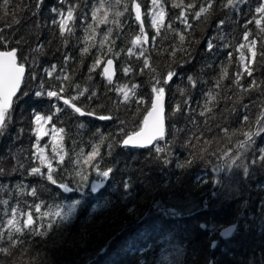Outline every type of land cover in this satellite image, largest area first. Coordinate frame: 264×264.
Returning a JSON list of instances; mask_svg holds the SVG:
<instances>
[{"label":"snow or ice","instance_id":"obj_1","mask_svg":"<svg viewBox=\"0 0 264 264\" xmlns=\"http://www.w3.org/2000/svg\"><path fill=\"white\" fill-rule=\"evenodd\" d=\"M43 2L44 0H35L33 7L37 10L41 9ZM58 3L59 7L49 9L54 17L50 23L57 29L63 42L68 43L75 34L78 19H83L86 43L81 47L80 55L83 58L89 55L93 48L95 49V56L88 66V75L83 81L76 78L75 69L69 71L67 65L72 59L69 55H64L63 66L59 70H57L56 64L38 70L35 57L30 62L22 50V41L14 39L13 35L9 34L13 26L19 25L21 22L16 15L19 6L14 5L12 0H0V20L4 21V27L0 28V135L7 131L12 121V114L21 97H28L31 94L37 98H47L49 101V108L46 111L37 112L35 109L32 111L31 132L35 136V143L32 144L34 151L31 154V159L38 161V164L25 168V165L17 160L16 165L9 169V171H26L29 176L39 178L40 183L25 185L21 181L12 189L15 193V204H10L12 196L0 201L4 213L0 218V245H3L0 246V254H3L6 259H11V264H25L23 259L16 258L17 251L21 258L25 255L28 256L27 264H44L39 251L36 252V255H32L33 248L43 243L44 237H48L55 229L68 222L78 207L87 202V197H94L97 200V203L92 205L93 209L103 207L107 212H111L120 205L131 217L139 218L140 214L135 203L129 207L128 203L124 202L125 197L131 200L134 195L131 188V177L122 178L113 183V177L120 171V161L116 159L114 149L116 147L148 148V146H152L148 150L149 156L154 162H159L162 165H169L173 162V153L170 147L173 141L165 140V90L170 87L169 82L173 80L176 71L171 65L166 72L157 71L156 67L151 64V54L153 50L157 54L166 52L173 64L186 63L191 59L192 47L198 42L192 35L196 30L193 22L198 24L201 20H206L217 12V0H199V2L198 0H190V2H186V0H130V3L129 0H94L90 4V13H79L81 5L72 3L70 0L68 3H65V0H58ZM84 7L88 8L89 6L85 5ZM25 8H29V6L25 5ZM219 8L236 14L240 8V0H219ZM174 10L176 15L173 17L170 13ZM223 15L225 16L223 19L217 17V32L207 40L206 49L209 53L217 52L219 54L218 50L232 47V51L227 52L226 59L228 64H231L233 51L236 52L240 71L229 77L227 65L223 61L221 62L218 78L214 80L212 88L203 95L201 116H204L205 113H212L213 107L219 99H229L219 95L221 82L225 79L231 80L229 87L234 86L244 93L250 90L259 91L264 95V81L258 83L255 78H252L246 87L242 82L244 75L252 77L253 74L251 65L253 59L257 57L256 45L258 41L256 37L261 38L259 57L260 61L264 62V0H257L252 19L244 21L245 30L242 32V40L239 43L226 42L230 34H225L223 28L231 25L227 18L228 13L224 12ZM145 18L149 21L147 30ZM129 19H133L137 23L138 31L131 35L130 46L127 47L126 54L128 56L135 55L137 60L142 61V65L138 70L131 65H122L120 70L126 77L129 73L144 75L145 70L148 71L149 80L147 83L150 87V94L147 103L143 96L138 95L140 84L129 85L113 79L115 75L114 61L120 57L121 52L125 51L123 48L116 50L115 41L124 38L121 32ZM174 22H179L184 30L174 28ZM252 23H255L259 31L252 39H249L252 30L248 26ZM100 25H104L105 28L100 29ZM165 31L172 34L173 44L168 48L157 47V38L162 37ZM87 42L92 43V48L88 47ZM149 43L152 47L146 50ZM41 48L42 46L38 44L37 49L33 51ZM177 53L182 54L179 61L176 60ZM205 67H210V65H205ZM98 68H102V71L97 72ZM94 75L103 78L105 93H101L99 86L95 85ZM187 80L189 85L195 88L198 78L189 74ZM180 91L183 92V89ZM107 92H112L117 97L116 100L108 98L111 107L99 103L101 96L106 95ZM239 99L240 96H237V100ZM60 102H62V106ZM133 103L136 105V111L132 113V117L142 115V119L138 123L126 122L116 114L121 106L128 108ZM141 105H144L142 112ZM183 105L188 107L190 112L195 111L190 108L189 100H184ZM169 107L171 113L167 118L171 120L175 113L181 110V103L177 101L174 105L170 104ZM241 107L248 109V105H241ZM69 109L72 113L77 114V119L97 117L100 120H115L116 131L115 133H104L97 128L92 133V140L89 141V151L81 148L77 152L75 140H72L74 147L71 149L59 146L56 143L57 140L62 145L66 138L71 139L69 130H66L63 126L64 121L60 119V115ZM191 122L195 125L194 120ZM45 125H49L47 130ZM76 127L79 132L84 130L85 125L80 122ZM170 127L173 136L181 131L176 129L175 124H171ZM207 131L210 132L211 129H207ZM220 132L224 134L220 139L226 138L227 147L222 145L214 147V144H219L217 137L213 136L212 139H208L204 132L197 135L196 131H192L182 145L188 154L183 160L176 156L175 167L186 173L201 163L205 167L211 165L212 173H230L224 177L209 174L212 182L218 186V191L222 190V186L231 182H239L242 190L244 181L239 179L240 170H242L243 177L251 179L253 172L258 170L257 164L260 169H264V145L259 147L256 145V138L264 133V108H261L256 114L254 124L249 121L248 114H243L241 127L231 130L221 127ZM46 136L52 137L50 154H46L45 151L48 145L41 146V138ZM233 138H235L234 143L232 142ZM161 141H164L163 146H161ZM21 151L23 150L21 149ZM212 156L220 163H214L210 159ZM4 172L5 169L0 167V174ZM121 175L123 177L124 174L121 173ZM196 181L197 184L208 183L203 177H196ZM47 182H50L49 187L56 186L55 194L45 189L44 185ZM5 187L7 186L5 185ZM149 187L153 192L157 187L160 188L161 199L152 201L153 208L161 210L163 214L169 216H178L184 210L183 197L176 185H149ZM107 188L113 190L108 191L105 195L104 192ZM98 190H100L99 193ZM66 193L70 195L61 200L60 197ZM77 193L80 194L79 198H74ZM45 195L49 197L48 200L42 199ZM213 195H216V192H213ZM29 198L32 200L31 204L28 203ZM170 203L172 206L167 207ZM202 206L209 208L211 205L204 203ZM259 207V218L264 226V199L260 200ZM255 211L254 205H250L248 201L241 198L240 201H237V207L232 211L229 219L206 222L200 225V228L218 232L223 237L234 232L240 233L243 232L246 224L255 223L254 220H248V213ZM99 215L103 216L104 214L100 213ZM93 223L95 224L96 221L94 220ZM98 234H100L99 229ZM36 237L41 240L34 239ZM159 247L160 245H155L148 251H143L142 247L139 251H143L145 257L151 255L153 257L152 264H158L156 249ZM207 247L217 248V241L215 239L209 241L203 250L204 264H219L215 260H208ZM256 247L262 254L260 264H264V244ZM100 251H103V248ZM250 251L255 256V249ZM130 264H141V262L138 257L134 256ZM144 264H147V261ZM240 264H248L247 255Z\"/></svg>","mask_w":264,"mask_h":264},{"label":"trees","instance_id":"obj_2","mask_svg":"<svg viewBox=\"0 0 264 264\" xmlns=\"http://www.w3.org/2000/svg\"><path fill=\"white\" fill-rule=\"evenodd\" d=\"M68 2L69 0H65V3ZM70 2L81 5L79 13H90V4L94 0H70ZM186 2H190V0H186ZM12 3L19 6L16 15L20 18L21 22L19 25L13 26L9 34L13 35L14 39L22 41V50L28 56L29 61L31 62L33 57H35L38 70L51 64H56L57 70H59L63 66L64 55H69L72 57L67 65L69 71L71 72L72 69H75L76 78L81 81L85 80L88 75V66L95 56V49L93 48L92 52L83 58L80 55L81 47L86 43L83 32V25L85 23L83 19H78L74 36L65 44L57 29L50 23L54 17L49 12V9L51 7H59L58 0H44L39 10L33 7L35 0H12ZM25 5H28L29 8H25ZM85 5L89 7L85 8ZM256 6L257 0H240V8L236 14H233L229 10L219 8V0H217V12L212 17L201 20L198 24L193 22L196 30L192 35H194L198 42L192 47L191 59L186 63L173 64L166 52L157 54L155 50L152 51L151 64L153 67H156L157 71L166 72L170 65L176 71L173 80L169 82L170 87L165 90L167 106V134L165 140L170 139L173 141V144L170 146L173 153V162L169 165L154 162L149 156L148 149L151 147H116L114 149V155L120 161V171L113 177V183L120 181L122 178L127 179L129 176L131 177V188L134 195L131 197V200L125 197L124 202L128 203L129 207L132 206V203H135L140 214L139 218L131 217L120 205L111 212H107L103 207L93 209L92 205L96 204L97 200L94 197H87V202L78 207L68 222L62 227L55 229L48 237H44L43 243L33 248V256L39 251L40 258L44 264H93L98 260L101 248H105V251H107L109 250L107 248L108 245H115L119 248L120 252H113L102 264H130L134 256L139 258L141 264H144L145 261H147V264H152L153 257L151 255L145 257L143 251H148L154 248L155 245H160L156 249L158 264H204L203 250L209 241L215 239L218 247H207L209 261L215 260L219 264H240V262L245 260L247 255L248 264H260L262 254L256 246L264 244V226H262L261 219L259 218V202L261 199H264V169H260L259 164H257L256 168L258 170L253 172L251 179L243 177L242 170H240L239 179L244 181L242 190L239 182H231L222 186V190L218 191V186L212 182L211 176L224 177L230 175V173H212L211 165L205 167L203 163L186 173L175 167V157L179 156L183 160L188 154L182 145L185 139L191 135L192 131H196L197 135L200 132H204L208 139H212L213 136L217 137L219 144H214V147H220L221 145L227 147L226 138L220 139L224 136L220 132V128L227 127L231 130L241 127L243 114H248L249 121L254 124L256 114L261 108H264V95L261 92L250 90L244 93L234 86L229 87L231 80L225 79L221 82L219 95L220 97H228L229 99H219L218 103H215L212 113H205L204 116L200 115L203 105V95L212 88L214 80L218 78L221 62L223 61L227 65L229 77L240 71L237 63L238 54L236 52L233 51L232 63L228 64L227 62L226 54L228 51H232V47L226 50H218L219 54L217 52L209 53L206 49L207 40L217 32V17L223 19L225 18L223 13H228L227 18L231 26L223 28V32L230 34L226 42L236 44L242 40V32L245 30L243 27L244 21L252 19ZM170 15L174 17L176 11H172ZM148 23L149 21L145 18L146 30ZM36 25L39 26L37 27ZM3 27L4 21L0 20V28ZM173 27L179 28L181 31L184 30L179 22H174ZM248 27L252 30L249 37V39H252L259 30L255 23L250 24ZM99 28L104 29L105 26L100 25ZM137 31V23L133 19H129L121 32L124 38L116 39L115 41L116 50L123 48L125 51L121 52L120 57L115 60L117 74L114 81L128 83L129 85L132 83L140 84L141 87L138 89V95L143 96L145 103H147L150 94V87L147 83L149 80L148 71L145 70L144 75L129 73L126 77L120 70L122 65H131L137 70L142 65V61L137 60L135 55L128 56L126 54V49L130 46V37ZM256 38L258 41L256 45L257 57L253 59L251 65L253 68L252 77H247V75L242 77L245 87L251 82L252 78H255L258 83L264 81V62H261L259 57L261 38ZM98 39L99 37L97 38V43ZM38 44L42 48L33 51L37 49ZM172 44V34L166 31L156 41L157 47L168 48ZM87 45L92 48L91 42H87ZM151 47V43H149L146 46V50ZM177 47H179L178 44ZM181 58L182 54L177 53L176 60L179 61ZM81 59L83 60L82 63ZM205 65H210V67H205ZM96 71H102V68H98ZM189 74L198 78L195 88H192L188 83L187 77ZM93 80L95 85L99 86L100 92L105 93L103 78L94 75ZM180 89H183V92ZM237 96H240L239 100H237ZM109 97L111 100L117 99L114 93L107 92L106 95L101 96L99 103L102 105L107 104L111 107ZM184 100L190 101V108L194 109V112H190L188 107L183 105ZM177 101L181 103V110L175 113L172 119L169 120L167 118L171 113L169 105H174ZM198 101L200 102L199 104L197 103ZM19 102L21 107L17 106L15 108L7 131L3 135H0V167L5 169V172L0 174V201L12 196L13 199L10 201V204L16 203L15 193L12 191L16 184L22 181L25 185H35L40 183V179L29 176L26 171H9L11 167L7 166L6 160H1V156L2 154L3 156L8 155L13 150L15 152V159L12 166L16 165L17 160L23 163L25 168L30 165H37L38 161L31 159V154L34 151L32 144L35 143V136L31 132L32 111L33 109L37 112L46 111L49 108L47 98H37L31 94L28 97H21L17 105ZM60 104L62 106V102ZM241 105H248V109L246 110ZM134 107H136L135 103L128 108L121 106V109L116 114L126 122L138 123L142 119V115L133 120L132 113L130 112H132ZM21 108L25 111V115L19 112ZM232 109H235V111H232ZM142 111L143 108L141 107ZM24 116L25 120H23ZM60 119L64 121L63 126L66 130H69V134L71 135V139H65L64 147L68 149L73 148L72 140H75V150L77 152L81 148L85 151L90 150L89 141L92 140V133L97 128L104 133H115L116 131L115 120H100L97 117H80L77 119V114L72 113L70 109L63 112L60 115ZM193 120L195 121V125L191 122ZM80 122L84 123L85 128L78 132L76 126ZM171 124H175L176 129L181 130L175 136L171 134ZM21 129L23 130L22 132L20 131ZM207 129H211V131L208 132ZM232 142H235V138H233ZM163 143L164 141H161V146H163ZM256 145L257 147L264 145V133L256 138ZM210 159L214 163H220V161H216L214 156L210 157ZM249 159H251V156H249ZM10 172L13 174L11 175ZM121 173L124 174L123 177ZM196 177H203L208 183L197 184ZM49 184L50 182L45 183V189L55 194L56 186L52 185L49 187ZM169 184L176 185L180 195L183 197L184 210L178 216L163 214L161 210L152 207V201L154 199H161V195L159 187L153 192L149 185ZM112 190V188H107L104 194L106 195L108 191ZM213 192H216V195H213ZM69 195L64 194L60 199L63 200L65 196ZM79 195L77 193L74 198H79ZM241 198L248 201L250 205L255 206L256 211L248 213V220H254V224H246L243 232H234L228 240L222 239L218 232L206 231L200 228V225L206 222L229 219L230 214L237 207V201H240ZM42 199L48 200L49 197L45 195ZM28 203H32L30 198L28 199ZM204 203H209L211 206L204 208L202 206ZM171 206V203L167 205V207ZM100 213L104 215L101 216L99 215ZM3 215V206L0 205V218ZM94 220L96 221L95 224L93 223ZM132 223L135 226H131ZM129 226L132 228L130 231L136 232L138 228L140 231L130 235L127 241L124 240L123 243H120V238H123L122 236L129 232L125 231ZM98 229L100 234H98ZM34 239L41 240L39 237ZM142 247L143 251H139ZM251 249H255V256L252 255ZM15 256L16 258L23 259L25 264H27V255L21 258L19 257V251H17ZM0 264H11V259H6L3 254H0Z\"/></svg>","mask_w":264,"mask_h":264},{"label":"rangeland","instance_id":"obj_3","mask_svg":"<svg viewBox=\"0 0 264 264\" xmlns=\"http://www.w3.org/2000/svg\"><path fill=\"white\" fill-rule=\"evenodd\" d=\"M52 51V50H51ZM21 104H20V102H19V104H18V106L19 107H21L20 106ZM141 107L143 108L144 107V105H141ZM21 110V111H20ZM19 110V112H21V114L23 115L24 114V110L21 108ZM136 111V107H134L133 109H132V112H130V113H133V112H135ZM26 114V113H25ZM24 114V115H25ZM138 116H140V115H138ZM137 116V117H138ZM137 117H131L133 120L134 119H136ZM26 118H25V116H24V119L23 120H25ZM130 119V118H129ZM58 127H59V125H57ZM48 127H49V125H45V129L47 130L48 129ZM51 142H52V137L51 136H46V137H42L41 138V146L43 147L44 145H48V147L45 149V151H46V154H50L51 153ZM57 145H59V146H63L64 147V142H63V144L61 145V143H60V141L59 140H57ZM14 159H15V152L13 151V150H11L10 152H9V154L8 155H5V156H3V154H2V156H1V160H6V164H7V166H9V167H12V163H13V161H14ZM10 174L12 175L13 173H11L10 172ZM10 174H8V175H10ZM131 226H135V225H133V223L131 224ZM131 226H129L128 227V229L127 230H125L126 232H128L126 235H124V236H122L123 238H120V243H123V241L124 240H126L127 241V239H129V237H130V235H133L134 233H136V232H139L140 231V229L138 228L137 229V231L136 232H133V231H130L132 228H131ZM117 240V239H116ZM111 247V248H110ZM107 248H109V250H107V251H105V248H103V251H101L100 253H99V258H98V260L96 261V262H94L93 264H97V262H99L98 264H102V262L105 260V259H107L108 258V256L109 255H112L113 254V252H120L119 251V248H117L115 245L114 246H110V245H108V247Z\"/></svg>","mask_w":264,"mask_h":264},{"label":"water","instance_id":"obj_4","mask_svg":"<svg viewBox=\"0 0 264 264\" xmlns=\"http://www.w3.org/2000/svg\"><path fill=\"white\" fill-rule=\"evenodd\" d=\"M113 68H114V71H115V75H114V78H115V76H116V74H117V70H116V62L114 61V65H113ZM113 78V79H114ZM166 111H167V106H166V95H165V115H166ZM165 136H166V134H167V123H166V120H165ZM148 147H152V146H148ZM130 148H138V147H130ZM100 192V190H98V193ZM67 194V193H66ZM234 233H232L231 235H229V236H226V237H223V236H221V238L222 239H224V240H228V239H230L231 237H232V235H233ZM212 261V260H211Z\"/></svg>","mask_w":264,"mask_h":264}]
</instances>
